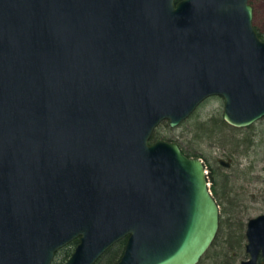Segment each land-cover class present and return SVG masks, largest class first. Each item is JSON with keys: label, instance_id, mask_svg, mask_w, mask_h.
Wrapping results in <instances>:
<instances>
[{"label": "water", "instance_id": "1", "mask_svg": "<svg viewBox=\"0 0 264 264\" xmlns=\"http://www.w3.org/2000/svg\"><path fill=\"white\" fill-rule=\"evenodd\" d=\"M249 0H0V264H196L219 227L205 165L150 142L207 97L264 116ZM221 163L228 165V163ZM264 264V213L245 228Z\"/></svg>", "mask_w": 264, "mask_h": 264}, {"label": "rangeland", "instance_id": "2", "mask_svg": "<svg viewBox=\"0 0 264 264\" xmlns=\"http://www.w3.org/2000/svg\"><path fill=\"white\" fill-rule=\"evenodd\" d=\"M250 3L254 26L264 40V0ZM223 105V97H208L178 126L165 120L153 131L157 140L175 142L185 154L203 160L219 204L218 234L196 264H239L246 259V222L264 213V116L235 127L223 119ZM72 247L60 249L54 262L62 263Z\"/></svg>", "mask_w": 264, "mask_h": 264}, {"label": "trees", "instance_id": "3", "mask_svg": "<svg viewBox=\"0 0 264 264\" xmlns=\"http://www.w3.org/2000/svg\"><path fill=\"white\" fill-rule=\"evenodd\" d=\"M256 31H257V34H258V36L261 38V39H263V35L261 34V32H259L257 29H256ZM150 140L151 141H155V140H157V138L155 137V135H154V133L151 135V137H150ZM182 150V149H181ZM183 151V150H182ZM184 152V151H183ZM187 155V154H186ZM187 156H189V155H187ZM210 188H211V190H212V187L210 186ZM218 231H219V229H218ZM217 234H218V232H217ZM216 234V235H217ZM215 239V238H214ZM74 244V246H75V244L77 243V239H74L73 241H71L69 244H67L66 246H64V247H67V246H69L70 247V244ZM124 244H125V238H123V239H121V240H119L118 242H116L113 246H111L108 250H106V252L94 263V264H116V262L118 261V259L120 258V256H121V254H122V252H123V248H124ZM72 248H74V247H72ZM62 249V248H61ZM60 250V249H59ZM58 250V251H59ZM57 251V252H58ZM71 253V252H70ZM70 253H68L67 255H66V257H65V259L69 256V254ZM57 254V253H56ZM56 257V256H55ZM55 259V258H54ZM64 259V260H65ZM63 260V261H64ZM62 261V262H63ZM51 264H62V263H55L54 262V260H53V262L51 263Z\"/></svg>", "mask_w": 264, "mask_h": 264}, {"label": "flooded vegetation", "instance_id": "4", "mask_svg": "<svg viewBox=\"0 0 264 264\" xmlns=\"http://www.w3.org/2000/svg\"><path fill=\"white\" fill-rule=\"evenodd\" d=\"M252 5V4H251ZM253 7V6H252ZM253 18H254V15H253ZM253 25H254V23H253ZM254 28H255V30H256V27L254 26Z\"/></svg>", "mask_w": 264, "mask_h": 264}, {"label": "bare ground", "instance_id": "5", "mask_svg": "<svg viewBox=\"0 0 264 264\" xmlns=\"http://www.w3.org/2000/svg\"><path fill=\"white\" fill-rule=\"evenodd\" d=\"M253 21V20H252Z\"/></svg>", "mask_w": 264, "mask_h": 264}]
</instances>
